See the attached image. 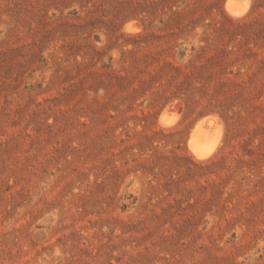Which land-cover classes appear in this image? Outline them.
<instances>
[{
	"label": "rangeland",
	"instance_id": "obj_1",
	"mask_svg": "<svg viewBox=\"0 0 264 264\" xmlns=\"http://www.w3.org/2000/svg\"><path fill=\"white\" fill-rule=\"evenodd\" d=\"M228 1L0 0V264H264V0Z\"/></svg>",
	"mask_w": 264,
	"mask_h": 264
},
{
	"label": "bare ground",
	"instance_id": "obj_2",
	"mask_svg": "<svg viewBox=\"0 0 264 264\" xmlns=\"http://www.w3.org/2000/svg\"><path fill=\"white\" fill-rule=\"evenodd\" d=\"M228 8L233 15H240L246 11L245 5H241L240 0H229ZM133 26H135V24ZM180 111L181 104L178 102L172 103L166 107L161 116L162 124L165 126L176 124L179 119ZM212 122L210 117L203 118L192 130L189 145L198 158L204 159L210 156L217 150L219 143L222 141V131L220 128H212Z\"/></svg>",
	"mask_w": 264,
	"mask_h": 264
}]
</instances>
